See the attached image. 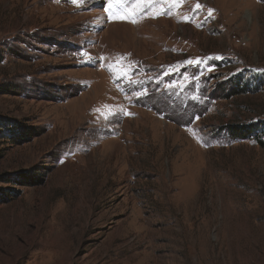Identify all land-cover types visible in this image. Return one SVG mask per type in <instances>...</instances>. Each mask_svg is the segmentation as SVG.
I'll return each instance as SVG.
<instances>
[{
  "label": "rangeland",
  "instance_id": "374dc122",
  "mask_svg": "<svg viewBox=\"0 0 264 264\" xmlns=\"http://www.w3.org/2000/svg\"><path fill=\"white\" fill-rule=\"evenodd\" d=\"M259 125L264 0H0V264H264Z\"/></svg>",
  "mask_w": 264,
  "mask_h": 264
},
{
  "label": "snow or ice",
  "instance_id": "6c2138e0",
  "mask_svg": "<svg viewBox=\"0 0 264 264\" xmlns=\"http://www.w3.org/2000/svg\"><path fill=\"white\" fill-rule=\"evenodd\" d=\"M73 2L74 3H77L78 0H73ZM145 2H146V0H136V5H137V7H139V5L144 4ZM167 2L171 5V4H176V3H182L183 0H167ZM195 7L197 9H199V8L202 7V5H200L199 3H197ZM212 11H214V10H211L210 9L209 10V13L211 14ZM160 14H165L163 9L160 12H156L155 13V15H160ZM136 15H137V13L133 11V12L128 13L126 16L121 17V18L122 19H130V22L135 23L136 22ZM184 19H185V21H188L189 20L188 17H185ZM194 62L195 63H199L200 61H198V60L197 61H189L188 63H194ZM105 108L109 109V112H110L111 106H105ZM97 111H100V110H97ZM121 111H123V110H121ZM104 114L105 115H108L109 113H104Z\"/></svg>",
  "mask_w": 264,
  "mask_h": 264
},
{
  "label": "trees",
  "instance_id": "16d2710c",
  "mask_svg": "<svg viewBox=\"0 0 264 264\" xmlns=\"http://www.w3.org/2000/svg\"><path fill=\"white\" fill-rule=\"evenodd\" d=\"M264 129V125H259V126H255V127H247L246 129H243L244 130V135H248L247 137H251L252 135H254L256 133V131H260ZM237 134H240V135H243L241 134V132L239 131H236ZM235 135V134H234Z\"/></svg>",
  "mask_w": 264,
  "mask_h": 264
},
{
  "label": "bare ground",
  "instance_id": "6f19581e",
  "mask_svg": "<svg viewBox=\"0 0 264 264\" xmlns=\"http://www.w3.org/2000/svg\"><path fill=\"white\" fill-rule=\"evenodd\" d=\"M103 2L104 3H106L107 5H109V0H103ZM79 110V109H78ZM76 113V112H75ZM80 112H77L76 114H75V117H78V116H80Z\"/></svg>",
  "mask_w": 264,
  "mask_h": 264
}]
</instances>
